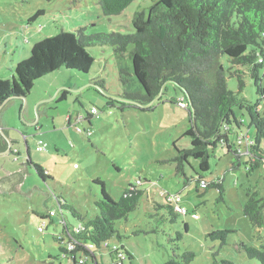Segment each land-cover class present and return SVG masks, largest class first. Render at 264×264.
<instances>
[{
	"label": "rangeland",
	"instance_id": "374dc122",
	"mask_svg": "<svg viewBox=\"0 0 264 264\" xmlns=\"http://www.w3.org/2000/svg\"><path fill=\"white\" fill-rule=\"evenodd\" d=\"M154 1L135 0L121 14L106 16L97 0H0V78L11 82L14 66L29 56L33 44L62 30L76 34L75 30L84 27L87 35L131 33L134 13L147 11ZM36 12L41 14L30 20ZM130 49L116 56L112 46H89L85 50L94 61L88 72L61 67L34 81L25 103L13 98L4 108L1 119L12 135L13 150L19 153L17 157L12 153L0 156V166L23 167L26 140L30 158L50 176L43 181L28 165L19 184L23 193L36 185L47 197L36 190L27 197L16 190L0 192V264H70L64 252L69 231L79 221L70 211L60 209L58 197L81 215L92 217L98 213L94 206L100 194L97 179L113 200H118L129 184L145 190L136 209L116 223L121 238L110 239L112 245L124 247L120 264H162L174 253L182 255L186 251L194 252L189 264H213L215 260L220 264L223 258L236 264H258L237 248L240 241L257 248L264 245V226L253 229L243 214L247 190L264 198V166L248 171L252 160L243 154L238 166L233 167L236 155L218 144L210 149L207 171H200L198 161L189 157L184 175L176 173V162L171 159L177 150L190 147L186 131L192 123L187 100L181 90L167 83L160 102L155 100L145 110L126 105L129 101L119 97L124 90H141L133 74ZM220 62L228 89L255 105L264 116V99L253 79L246 75L239 91L235 76L229 75L226 57ZM258 75L264 87V68ZM64 91L65 99L59 100ZM92 108L95 111L90 112ZM233 112L237 119H243L244 128L253 138L255 127L247 112L238 106ZM32 121L37 126L27 125ZM39 141L45 150L35 148ZM260 148L264 149V140ZM196 174L207 182L221 181L223 200H218L216 188H202L191 179ZM167 198L184 207L187 214L174 222L149 218L155 215L156 202L163 203ZM218 229L236 231L221 246L206 236ZM177 233L182 234L178 241ZM90 252L95 255L94 264H112L107 251L91 248ZM85 259L93 264L90 256Z\"/></svg>",
	"mask_w": 264,
	"mask_h": 264
},
{
	"label": "trees",
	"instance_id": "16d2710c",
	"mask_svg": "<svg viewBox=\"0 0 264 264\" xmlns=\"http://www.w3.org/2000/svg\"><path fill=\"white\" fill-rule=\"evenodd\" d=\"M133 1L135 0H97V4L103 15L116 16ZM40 14L41 12H36L30 20L33 21ZM132 27L133 32L127 34L113 32L89 35L84 33V27H79L75 30L76 34L62 30L38 40L33 44L29 56L14 66L12 81L0 78V105L9 97L27 95L34 86V81L61 67L88 72L94 61L85 50L89 46H112L116 56L123 55L131 46L129 55L133 74L141 85V90H124L119 97L130 101L126 105L145 110L143 105L149 104L161 93L157 100L160 102L167 83L181 90L187 100L185 106L192 123V127L186 131L191 139L190 147L177 150L171 159L176 162V173L184 175L189 157L198 161L200 171H207L210 149L218 144L236 155L237 160L232 166H238L240 154L236 149L245 150L248 146L238 143L237 139L240 134H249V131L244 128L243 119L236 118L234 106H238L239 110L244 109L251 125L255 127L254 143L245 154L252 160L248 171L264 166V149L260 148L264 140V116L255 105L228 89L226 72L220 62V58L225 56L230 64L229 75L235 76L239 91L243 89L244 77L249 75L257 93L264 99V87L260 85L258 75L264 68V0H155L147 11L139 10L134 13ZM120 72L123 70L120 69ZM96 84L105 91L102 83ZM65 94L66 91L59 100L65 99ZM25 143L27 158L22 171L15 175L23 177L28 165H31L44 181L49 173L33 162L30 158V146L26 140ZM6 146L5 140L0 136V150H5ZM12 147L10 154L17 156L19 151ZM196 175V178L191 179L199 185L205 182L204 188H216L219 191L218 200H223L225 192L221 181L207 182L202 175ZM95 182L100 184V194L94 201L98 213L92 217L81 215L58 197L60 209L70 211L79 221V229L72 228L69 231L68 244L71 247L64 252L71 260L70 264H89L85 259L87 256L91 257L94 264L96 260L94 253L90 252L91 248L107 251L111 255L112 264H120L124 247L112 245L110 239L113 236L121 238L116 223L126 219L136 209L145 193L144 189L129 184L118 200H113L106 192L104 183L99 179ZM154 210L155 215H150L149 218L156 216L158 222L162 223L167 220L174 222L187 214L177 212L168 198L163 203L156 202ZM162 210L165 212L161 213ZM243 214L248 217L253 229L262 228L264 198L247 190ZM63 222L68 231L66 221ZM234 231L236 230L218 229L206 236L224 246L229 234ZM153 232L157 233L156 230ZM181 238L182 234L177 233L176 240ZM237 249L244 252L247 259L264 264V245L257 248L240 241ZM193 258V251H186L182 255L174 253L162 264H189ZM216 263L215 260L213 264ZM219 263L236 264L227 258L221 259Z\"/></svg>",
	"mask_w": 264,
	"mask_h": 264
},
{
	"label": "water",
	"instance_id": "95a60500",
	"mask_svg": "<svg viewBox=\"0 0 264 264\" xmlns=\"http://www.w3.org/2000/svg\"><path fill=\"white\" fill-rule=\"evenodd\" d=\"M161 96V93L152 101L154 102L155 100H158L159 97ZM26 95H22V96H17L15 98L20 99L23 103H25L26 101ZM13 98H8L6 99L1 105H0V136L5 140L7 146L5 148V150H0V155H7L10 153V149L12 146V137L10 135V132L8 130L5 129V126L3 124V121L1 119V115L2 112L4 110V108L7 106V104L9 103V100H12ZM129 101V100H127ZM130 102V101H129ZM152 102H150L147 105H143V107H147L148 105H150ZM190 110L191 112H193V108L190 106ZM26 147V146H25ZM22 171V169L17 170L15 172L9 173L3 177H0V192H5L7 190H16L18 191L22 196L27 197L33 190L39 191L40 193H42L43 195H45V197H47V194L44 190H42L41 188H39L36 185H33L29 190H27L25 193L21 192L19 190V184L21 182V177L20 176H16L15 174ZM27 172V171H26Z\"/></svg>",
	"mask_w": 264,
	"mask_h": 264
},
{
	"label": "built area",
	"instance_id": "2783aa9c",
	"mask_svg": "<svg viewBox=\"0 0 264 264\" xmlns=\"http://www.w3.org/2000/svg\"><path fill=\"white\" fill-rule=\"evenodd\" d=\"M95 111L94 108H92L90 110V112H93ZM237 142L240 143V144H245L246 146H248L247 149H241V148H237L236 151L237 153H239L240 155H243V154H247L248 153V149L250 148V146L254 143L253 142V138L250 137V135L248 133H243V134H240L238 139H237ZM44 143L42 141H39L37 142V146H36V149L37 150H45L44 149ZM202 188H204L206 186L205 182H201V185H200ZM175 210L181 214H186L187 211L185 210L184 207H181L177 204H175ZM195 217H197L196 214H194ZM79 229V225L76 227V230ZM41 230V229H40ZM68 247H71V245L68 244Z\"/></svg>",
	"mask_w": 264,
	"mask_h": 264
},
{
	"label": "crops",
	"instance_id": "0c3cea01",
	"mask_svg": "<svg viewBox=\"0 0 264 264\" xmlns=\"http://www.w3.org/2000/svg\"><path fill=\"white\" fill-rule=\"evenodd\" d=\"M28 95V94H27ZM25 110V109H24ZM27 113H28V109L26 110V115H27ZM23 114V113H22ZM25 124V123H24ZM27 125H29V126H32V125H36L37 126V122H34V121H32V122H28L27 123ZM5 129L6 130H8L6 127H5ZM39 129H40V127L38 126V127H36L35 128V130L38 132L39 131ZM39 134V133H38ZM12 136V135H11ZM12 141H13V139H12ZM25 141V140H24ZM12 147V146H11ZM12 149H13V147H12ZM25 150H26V148H25ZM7 155H10V153L9 154H7ZM0 156H3V155H0ZM17 157V156H16ZM20 169H22V167L20 168ZM20 169H18V170H20ZM15 171H17V169H5L3 166H0V177H3V176H5V175H7V174H9V173H12V172H15Z\"/></svg>",
	"mask_w": 264,
	"mask_h": 264
}]
</instances>
